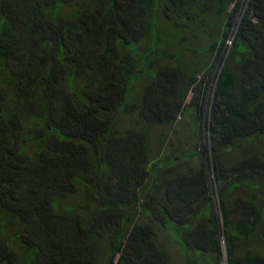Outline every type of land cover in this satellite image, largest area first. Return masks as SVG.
I'll list each match as a JSON object with an SVG mask.
<instances>
[{
    "label": "trees",
    "instance_id": "trees-1",
    "mask_svg": "<svg viewBox=\"0 0 264 264\" xmlns=\"http://www.w3.org/2000/svg\"><path fill=\"white\" fill-rule=\"evenodd\" d=\"M239 6L0 0V264H169L153 223L209 264L221 233L227 264H264L236 256L264 222V0ZM186 110L188 149L151 138Z\"/></svg>",
    "mask_w": 264,
    "mask_h": 264
},
{
    "label": "rangeland",
    "instance_id": "rangeland-1",
    "mask_svg": "<svg viewBox=\"0 0 264 264\" xmlns=\"http://www.w3.org/2000/svg\"><path fill=\"white\" fill-rule=\"evenodd\" d=\"M248 1L249 0H239L240 6L238 9L236 18H235V24L239 23L244 13L246 12ZM231 8H233V6H231ZM208 20L209 19H207V21ZM216 26L217 25L211 23V28L215 29ZM235 29L236 28H233L231 29V31L234 32ZM195 33L198 37L192 40H189L186 43V46L190 47V49L193 52L195 53L197 52L196 54H198V52L201 51L205 47V45L211 41V39L208 37L206 38V36L202 34L201 32H199V30H197ZM232 38H233V35H231L226 42V44H228L227 51H225L226 53L229 51V45L231 44L229 41L232 40ZM150 49H151V37L141 44L139 50L141 52H145ZM179 51H180L179 48H168L165 50L164 54H168L171 57V59H174L177 56L188 59L189 56H191V53L184 52V53L179 54ZM217 70H218V65L215 67L212 79L210 81L209 93H208V99H207L208 101H210L211 96H212V91H213L214 84H215ZM190 119L191 117H189L188 115V110H186L184 114L181 115V117L178 119V121L172 124L171 126L150 128L149 134L153 140L165 137L166 140H170L171 142L174 143V145H177L179 149H182L185 151L186 149H188V146L191 145V137L193 136V131L190 128ZM123 126L126 129L135 128V127L144 128L143 124L140 121H138L136 117H124ZM203 144L207 145L206 135L203 140ZM187 167L195 169L196 164L195 162H193V159L190 160V163L187 164ZM183 171H186V170L183 169L182 172ZM237 195H239V191L235 192V196ZM261 198L263 197L261 196ZM213 200H214V207L215 209H217L218 200L215 194L213 195ZM153 226L157 233V242L159 246L168 254L169 264H209L208 261L209 260L212 261L211 256L203 257L196 252L186 254L179 242V238L176 237L170 230L163 229L156 223H153ZM261 237H264V222L258 226L256 234L251 236L249 240L240 241L238 243L237 248H236V256L237 257L244 256L247 250H251L258 255H264V240ZM220 240H221L222 256L217 263L227 264V261H228L227 244L224 240V236L222 233L220 234Z\"/></svg>",
    "mask_w": 264,
    "mask_h": 264
}]
</instances>
